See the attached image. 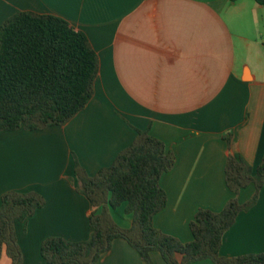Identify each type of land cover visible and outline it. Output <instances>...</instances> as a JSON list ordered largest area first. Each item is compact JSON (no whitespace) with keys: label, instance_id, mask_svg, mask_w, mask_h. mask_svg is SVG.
Instances as JSON below:
<instances>
[{"label":"crops","instance_id":"obj_1","mask_svg":"<svg viewBox=\"0 0 264 264\" xmlns=\"http://www.w3.org/2000/svg\"><path fill=\"white\" fill-rule=\"evenodd\" d=\"M19 12L54 15L82 32L98 58L93 94L67 123L41 131L0 133V203L7 193L44 202L14 232L20 264H47L42 242L89 239L95 208L78 192L77 164L88 176L113 164L138 131L172 153L159 186L166 205L153 226L181 243L198 210L214 213L235 198L248 202L252 184L233 194L229 158L253 173L264 155V5L254 0H0V26ZM125 205L111 211L132 226ZM264 253V185L255 205L224 234L220 255ZM153 264H166L157 252ZM0 264H12L5 255ZM95 264H145L122 239ZM194 264H213L209 260Z\"/></svg>","mask_w":264,"mask_h":264},{"label":"trees","instance_id":"obj_2","mask_svg":"<svg viewBox=\"0 0 264 264\" xmlns=\"http://www.w3.org/2000/svg\"><path fill=\"white\" fill-rule=\"evenodd\" d=\"M254 1L264 5V0ZM97 73L98 58L87 37L67 21L32 12L14 14L0 26V133L41 131L67 123L90 100ZM137 134L135 143L94 176L75 165L77 190L95 208L89 216L90 237L82 242L47 238L40 247L42 259L47 264H95L114 240L122 239L145 264H153V252L159 253L166 264L204 260L213 264H264V253L231 259L220 255L224 234L237 216L257 201L264 185V155L254 173L241 158L228 159L227 188L236 194L252 184L253 196L244 204L232 198L218 213L198 210L189 224L192 241L181 243L153 226V217L166 205L159 179L172 169L174 157L147 132ZM122 205L125 214L132 217L129 229L119 227L111 216V211ZM43 206V199L34 193L2 196L0 258L5 255L12 264L21 263L14 225Z\"/></svg>","mask_w":264,"mask_h":264}]
</instances>
